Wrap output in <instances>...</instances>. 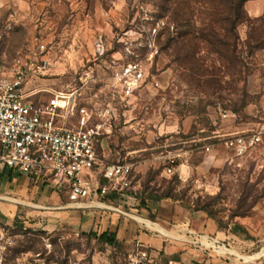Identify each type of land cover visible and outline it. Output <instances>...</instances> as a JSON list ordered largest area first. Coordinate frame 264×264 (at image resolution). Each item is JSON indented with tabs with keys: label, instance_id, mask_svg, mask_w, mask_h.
Wrapping results in <instances>:
<instances>
[{
	"label": "rangeland",
	"instance_id": "374dc122",
	"mask_svg": "<svg viewBox=\"0 0 264 264\" xmlns=\"http://www.w3.org/2000/svg\"><path fill=\"white\" fill-rule=\"evenodd\" d=\"M164 7L163 0H0V76L11 77L16 59L46 44L55 67L27 90H79V105L107 130L99 147L102 161L134 165L131 191L141 201L169 189L186 194L180 203L207 215L225 234L218 248L253 257L264 249V143L243 155L223 143L264 127V0L243 5L234 31L224 21L229 7L224 16L211 17L203 0L185 5L197 10L191 25L209 30L215 24L214 36L197 41L195 63L168 48V33L187 28L171 13L163 17ZM129 64H138L143 77L126 97L110 84ZM192 66L208 71L200 85ZM207 145L214 146L212 156L203 149ZM177 153L193 168L179 185L165 172V157ZM13 211L7 215L14 222L0 224V264H130L133 251L100 243L93 231L54 230L34 210L17 205ZM215 254L236 264L264 262V254L252 262ZM166 261L158 257L153 264Z\"/></svg>",
	"mask_w": 264,
	"mask_h": 264
},
{
	"label": "built area",
	"instance_id": "2783aa9c",
	"mask_svg": "<svg viewBox=\"0 0 264 264\" xmlns=\"http://www.w3.org/2000/svg\"><path fill=\"white\" fill-rule=\"evenodd\" d=\"M54 67L47 45L40 42L36 51L13 62L11 77L0 76V166L51 185L74 204L131 190L134 165L102 161L99 147L107 130L104 123L93 122L91 111L79 105V90H27L34 78L48 75ZM142 77L139 65L129 64L113 75L110 88L131 97ZM43 94L50 97L44 100ZM100 117L104 120L107 113ZM263 143L264 127L229 137L223 144L243 155ZM203 149L211 156L214 146ZM177 164L178 157L170 156L165 172L174 174ZM154 259V254L138 243L130 264H153Z\"/></svg>",
	"mask_w": 264,
	"mask_h": 264
},
{
	"label": "crops",
	"instance_id": "0c3cea01",
	"mask_svg": "<svg viewBox=\"0 0 264 264\" xmlns=\"http://www.w3.org/2000/svg\"><path fill=\"white\" fill-rule=\"evenodd\" d=\"M201 133L203 134L202 131ZM183 134L186 135V129ZM183 155L169 154L165 158H179L176 172L186 183L192 176L193 168ZM204 164L198 169L204 167ZM102 184L106 182L102 181ZM111 198L113 200L109 199L108 202H103L106 198H101L74 204L66 194L62 195L51 185L0 166L2 224L14 222L13 216H8L7 213L14 212L19 205L34 210L37 216H44L51 229L65 228L75 233H113L127 252H132L140 243L154 254L155 260L158 257L166 258L165 264H236L228 255L218 257L215 254L219 252L234 255L233 252L237 251L218 248L225 234L207 215L192 212L182 203L170 199L157 204L147 201L148 205L142 207L136 191L131 190L113 194ZM262 254L264 249L253 257L240 255L253 258L254 261Z\"/></svg>",
	"mask_w": 264,
	"mask_h": 264
},
{
	"label": "trees",
	"instance_id": "16d2710c",
	"mask_svg": "<svg viewBox=\"0 0 264 264\" xmlns=\"http://www.w3.org/2000/svg\"><path fill=\"white\" fill-rule=\"evenodd\" d=\"M198 0H163V3L165 4L164 9L162 10L163 17L167 16L168 14H172L173 18H175L178 21H184L185 22V28H187L185 31H177L176 33H168L167 37V45L168 48L174 47V50L176 53L185 54V58L191 60L195 63L196 56L198 53V44L197 41L200 37L204 34H212L214 36V30L215 27L212 25L209 30H202L200 28H197L196 26H193V19L196 14L195 8H185L184 6H189L192 3H196ZM250 0H203V2L208 6V14L211 17L215 16H224V13L226 12V7H229V12L224 21H228L231 23L232 27L231 30H236L237 26L242 23L243 20V5ZM224 19V17L222 18ZM221 19V21H223ZM211 24L212 21H209ZM168 29L164 28V33ZM174 36V37H173ZM189 71L192 73V76L199 77V85L201 84V80L207 77L208 71L207 70H197L195 66H192L189 68ZM173 182H175L176 185H179L181 183L180 176L177 172H175L172 175ZM112 195L107 196V198H111ZM186 194L182 196H176L173 193V189H169L167 192L163 193L162 195H156L155 197L151 198V202L154 204H157L161 202L162 200H174L176 202H184L185 201ZM147 201H142L141 206L146 207ZM190 208V207H188ZM195 211H203L207 212L205 208H199ZM90 236H93L97 241L100 243H103L109 247H120L123 246L118 240L115 234L104 232L102 234H98L96 232L90 233Z\"/></svg>",
	"mask_w": 264,
	"mask_h": 264
},
{
	"label": "bare ground",
	"instance_id": "6f19581e",
	"mask_svg": "<svg viewBox=\"0 0 264 264\" xmlns=\"http://www.w3.org/2000/svg\"><path fill=\"white\" fill-rule=\"evenodd\" d=\"M151 226V225H150ZM231 251V250H230ZM233 254L237 257V259H243V260H245V261H252L253 260V258H248V257H243V256H241L239 253H237V252H233Z\"/></svg>",
	"mask_w": 264,
	"mask_h": 264
}]
</instances>
